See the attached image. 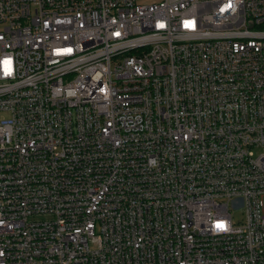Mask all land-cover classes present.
Listing matches in <instances>:
<instances>
[{
  "label": "built area",
  "instance_id": "1",
  "mask_svg": "<svg viewBox=\"0 0 264 264\" xmlns=\"http://www.w3.org/2000/svg\"><path fill=\"white\" fill-rule=\"evenodd\" d=\"M0 264H264V0H0Z\"/></svg>",
  "mask_w": 264,
  "mask_h": 264
},
{
  "label": "rangeland",
  "instance_id": "2",
  "mask_svg": "<svg viewBox=\"0 0 264 264\" xmlns=\"http://www.w3.org/2000/svg\"><path fill=\"white\" fill-rule=\"evenodd\" d=\"M234 217L236 218V219H238V218H240L243 214L241 213V211L240 210H237V211H235L234 212ZM45 218H50L49 216H44ZM44 217H37V219H43Z\"/></svg>",
  "mask_w": 264,
  "mask_h": 264
}]
</instances>
